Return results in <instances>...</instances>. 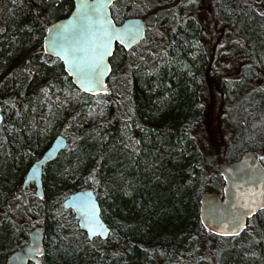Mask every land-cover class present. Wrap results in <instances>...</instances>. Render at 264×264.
<instances>
[{
  "label": "trees",
  "instance_id": "trees-1",
  "mask_svg": "<svg viewBox=\"0 0 264 264\" xmlns=\"http://www.w3.org/2000/svg\"><path fill=\"white\" fill-rule=\"evenodd\" d=\"M210 1L250 60L264 67L262 0ZM171 3L178 9L171 10ZM69 7L56 12L40 7V0H0V264L28 243L36 227L45 234L42 264H264V211L235 238L215 236L201 223L202 196H222L224 181L196 134L207 114L208 56L201 27L190 15L193 3L118 0L115 22L144 18L146 36L129 51L116 47L111 92L98 96L77 89L57 58L51 56L55 64L39 58L46 33L37 14L51 26L70 14ZM46 86L47 94L41 92ZM227 88L233 126L239 137L246 131V140L231 144L226 160L238 161L248 151L264 157L261 93L233 101ZM59 135L68 145L44 167L41 200L35 184L25 188L24 182ZM94 168L109 190L104 196V185L95 187L110 229L107 240L94 239L95 247L64 206L65 197L93 189L87 177ZM125 181L135 187L132 196L119 191Z\"/></svg>",
  "mask_w": 264,
  "mask_h": 264
},
{
  "label": "snow or ice",
  "instance_id": "snow-or-ice-1",
  "mask_svg": "<svg viewBox=\"0 0 264 264\" xmlns=\"http://www.w3.org/2000/svg\"><path fill=\"white\" fill-rule=\"evenodd\" d=\"M65 3H70L68 8L70 15L66 17V22L47 26L46 20L40 18V13L37 14L36 22L41 26L40 31L50 34L42 37L43 43L37 50L42 53L39 58L44 60L45 64H55L56 61L51 60V56L55 54L58 60L62 62L64 71L74 79L82 92L98 94L100 91H104L106 93L108 88L105 77L112 69L109 63L106 62L105 57L112 55L114 42H118L125 48L130 47L132 43L141 37L142 28L136 24L117 26L114 23L112 17L118 11V0H52L50 5L46 0H40V7H47L49 11L59 12L65 7ZM188 3H195V0H188ZM108 9H112L113 12H109ZM258 14L264 17V12ZM25 28L29 32L33 31L28 25H25ZM2 31L3 29H0V32ZM45 56L48 59H44ZM138 67L135 64L129 65V68ZM24 70L28 71V69ZM126 78L127 74L125 75ZM49 90L50 87L46 86L41 89V92L47 94ZM71 95L69 92V96ZM9 103V100L3 101L4 105ZM103 103L102 99L97 100L98 105ZM12 107L15 108L14 103H12ZM89 114L91 115V112ZM17 115L19 116L20 113L17 112ZM136 144H139V141H136ZM260 159H264V157ZM96 173L97 169L94 168L87 177V180L94 185L92 192L83 191L76 194L71 204H69L68 197L64 198L65 207H72L83 213L80 220L84 222L87 228V240L92 243L93 247H95L94 238L104 241L107 240L110 233V229L99 217V206L92 194L95 192V187L102 184L104 185V196L109 195V190L107 183L98 179ZM236 174L238 175V172ZM119 191L124 196H132L135 187L132 182L125 181ZM35 195L43 200L41 193L36 192ZM15 199H20V197H15ZM240 200H243V203L239 204L238 201V206L233 205L228 220H224L223 217H212L216 221V227L223 226V231H220L219 235H238V229L242 226L246 227L243 224L245 216L250 217L257 210L264 211V188H253L247 195L241 194ZM24 203L28 204V201ZM17 207L19 208L20 205L18 204ZM27 211L31 212L32 208L29 207ZM201 222L205 229L209 228L208 223H204L203 220ZM229 228L232 229L231 232L228 231ZM213 231H215V227ZM34 251L38 255H43L39 248L34 249Z\"/></svg>",
  "mask_w": 264,
  "mask_h": 264
},
{
  "label": "rangeland",
  "instance_id": "rangeland-1",
  "mask_svg": "<svg viewBox=\"0 0 264 264\" xmlns=\"http://www.w3.org/2000/svg\"><path fill=\"white\" fill-rule=\"evenodd\" d=\"M193 5L190 15L201 27V41L208 56V65L203 72L207 114L196 134L218 166L226 160L231 144L238 141L243 145L246 140V131L239 137L233 126L237 119L234 113L230 115L225 90L228 87L232 96L241 90L240 93L248 98L261 93L264 104V67L250 60L244 42L214 13L210 0H195ZM169 6L173 11L178 9L176 3Z\"/></svg>",
  "mask_w": 264,
  "mask_h": 264
},
{
  "label": "water",
  "instance_id": "water-1",
  "mask_svg": "<svg viewBox=\"0 0 264 264\" xmlns=\"http://www.w3.org/2000/svg\"><path fill=\"white\" fill-rule=\"evenodd\" d=\"M108 11L112 12V9H108ZM63 22H66V17L53 23L52 25H56ZM114 23H116L115 20ZM129 24L140 25L142 28V35L140 38H138L136 42L132 43L131 46L128 48H125L123 45H120L118 42H114L112 55L105 57L106 62L109 63L111 69H112L111 59L114 56L117 46H120L124 50L129 51L145 39L146 22L144 18L134 17L125 20L122 24L116 23L117 26H121V25L127 26ZM48 35L50 34L46 33L45 36ZM52 57L57 58L55 54H53ZM111 73L112 71L105 77V83L108 88V91L106 93L104 91H100L98 94L86 93V92L83 93L90 96L110 94L111 90L110 87L108 86V79L110 78ZM71 79L75 87L80 90L79 85L74 81L73 78ZM0 109H2L1 104H0ZM3 121H4V116L2 114V110H0V123H2ZM67 145H68V140L66 137L62 135L57 136L53 141L51 147L46 151L43 157L37 162H35L33 166L30 168L26 176V180L24 182V187L26 188L34 183L37 188V192L41 193L44 197L45 195L44 182H43L44 167L47 164L55 161L59 157L60 153L66 149ZM260 158L261 156L258 152L248 151L245 154H243V156L238 161L231 162L224 160L221 163H219L218 171L224 181L223 194L222 196H220L218 193L215 192H206L204 193L201 199L200 218L201 221L203 220L204 223L209 224V228L206 229L208 232H210L215 236H219L223 238L238 237L246 231L249 221L253 217H255L259 212H261L260 210H257V212L253 213L252 216L250 217L245 216L243 218V224L246 225V227L242 226L241 228H239L238 229L239 234L235 236L231 234L219 235L218 233L220 231H223V226L220 225L219 227H216L215 226L216 221L212 219L213 216H216V217H223L224 220H228L229 213L232 210L233 205L238 206V201L239 204L243 203V200H240L241 194L247 195L250 192V190L253 188L256 189L264 188V164L262 163V159ZM237 172L238 175L236 174ZM83 191L92 192L91 189H86L72 193L68 197L69 204H71L76 194L81 193ZM92 194H93V198L97 200L99 206V217L102 220V222L107 226V224L102 218V209L99 200L97 198V195L95 192ZM64 205H65V201H64ZM65 208L71 209L75 213V216L79 222L81 230L86 232L87 234V228L84 222L80 220V216L83 213L80 210H76L72 207H65ZM214 227H215V231H213ZM228 231L231 232L232 229L229 228ZM44 238H45V234L43 227H36L33 230H31L29 233L28 243L24 245L22 248H20L18 251L12 253L8 258L7 264H30V263L42 264V257L44 256L45 253ZM36 248H39L43 252V255H38L36 251H34V249Z\"/></svg>",
  "mask_w": 264,
  "mask_h": 264
},
{
  "label": "bare ground",
  "instance_id": "bare-ground-1",
  "mask_svg": "<svg viewBox=\"0 0 264 264\" xmlns=\"http://www.w3.org/2000/svg\"><path fill=\"white\" fill-rule=\"evenodd\" d=\"M229 91H230V89H228ZM241 90L240 91H238L235 95H230V99H232L233 101L235 100V101H237L238 99H239V101H243V100H249V98L248 97H245L244 95H242L241 93ZM252 97V96H251ZM237 99V100H236ZM263 114H264V106H263ZM258 123H259V121H258ZM202 223V222H201ZM203 225V224H202ZM95 239V238H94ZM43 258V257H42ZM34 264V263H33Z\"/></svg>",
  "mask_w": 264,
  "mask_h": 264
},
{
  "label": "flooded vegetation",
  "instance_id": "flooded-vegetation-1",
  "mask_svg": "<svg viewBox=\"0 0 264 264\" xmlns=\"http://www.w3.org/2000/svg\"><path fill=\"white\" fill-rule=\"evenodd\" d=\"M213 9V8H212ZM215 13V12H214Z\"/></svg>",
  "mask_w": 264,
  "mask_h": 264
}]
</instances>
